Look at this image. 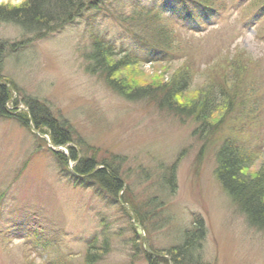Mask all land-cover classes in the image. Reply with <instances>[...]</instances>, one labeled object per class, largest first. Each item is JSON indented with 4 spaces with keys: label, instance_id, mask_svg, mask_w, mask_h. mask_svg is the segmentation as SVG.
I'll list each match as a JSON object with an SVG mask.
<instances>
[{
    "label": "rangeland",
    "instance_id": "rangeland-1",
    "mask_svg": "<svg viewBox=\"0 0 264 264\" xmlns=\"http://www.w3.org/2000/svg\"><path fill=\"white\" fill-rule=\"evenodd\" d=\"M26 1L0 0V8H20ZM155 1L175 8L178 29L172 28L168 40L156 32L170 16L157 11L152 20L143 22L134 17L136 4L131 0L117 1L123 5L121 19L97 18L91 25L93 14L81 16L38 40L0 23V43L7 44L10 52L1 70V84L11 97L6 110L27 115L25 105L33 102L73 139L63 147L52 146L46 128L36 131L32 122L26 128L21 119L0 118V193L21 210L32 206L47 216L55 248L34 253L17 240L3 242L0 264H55L59 255L66 257L63 264H86V260L149 264L144 252L153 257L159 253L167 263L198 220L205 234L193 260L264 264V232L247 226L214 174L216 146L237 131L234 118L243 109L236 107L225 115L216 106L210 118L212 130L197 135L193 121L159 108L166 93L159 87L182 68L190 71L191 81L175 98L181 105L194 101L206 82L221 83L222 75L239 69L243 84L252 76L260 85L256 95L264 114V40L255 31L264 18L248 27L233 9L219 13L224 0H204L210 10L200 7L187 19L191 13L185 8L188 17H184L180 2ZM187 21L201 26L191 34ZM92 31L116 35L117 45L132 49L143 61L117 69L120 56L105 55L102 62L93 59ZM13 45L17 46L11 52ZM152 46L167 51L154 52ZM69 149L85 161L93 160L96 170L103 165L117 170L128 189L121 204L111 202L96 181L87 178L76 184L66 176L54 155L67 157ZM259 150L243 173H258L264 164V145ZM74 165L67 160L66 169L72 171ZM133 219L145 228L132 224ZM100 229L105 233L99 237Z\"/></svg>",
    "mask_w": 264,
    "mask_h": 264
},
{
    "label": "trees",
    "instance_id": "trees-1",
    "mask_svg": "<svg viewBox=\"0 0 264 264\" xmlns=\"http://www.w3.org/2000/svg\"><path fill=\"white\" fill-rule=\"evenodd\" d=\"M118 0H27L25 4L20 8L7 9L0 8V23L12 25L13 27L20 28L25 31L27 35L33 36L38 40L45 37L46 34L51 32H57L62 27L70 25L76 20H79L82 16H89L93 14L95 20L91 21V25L95 23L97 18L105 19L106 21L113 22V20L121 19L118 14L122 9V4H117ZM136 6L134 7V17L145 22L152 20L156 12L163 9L162 5H157L153 0H131ZM181 1V0H180ZM202 1V2H201ZM182 0L181 5L186 11L191 13H185L187 19L194 17V12L199 11V8L209 9L204 0ZM239 1L241 0H224V4L219 11L224 13L227 10L235 9L239 7ZM248 4L240 9L239 19L247 18V16L264 15V0H248ZM226 3L227 8L224 7ZM167 10V8H166ZM166 10H164L166 12ZM210 10V9H209ZM164 12V13H165ZM186 18L182 19L184 21ZM186 25L190 28L192 33L193 28H200L197 23H191L187 21ZM90 25V27H92ZM176 20L173 17L165 19L164 27L158 28L156 36L168 40L171 36V30L176 27ZM192 27V29H191ZM178 29V28H177ZM260 37L264 39V27L258 33ZM89 38L91 39V45L95 50L93 59L104 61L105 55L120 56L118 62H116L117 69L126 68L128 65H136L142 61L135 52L129 49H123L117 45L116 35H100L98 33L90 32ZM27 45V44H26ZM163 45L168 49L169 46ZM17 46V45H16ZM12 46L10 51L16 48ZM7 44L0 43V118L9 119H21L20 124L28 128V123L32 122L33 128L36 131L46 128V133L49 135L52 146L63 147L66 144L73 142L72 137L68 131L58 126L54 119H50L43 110H40L33 102H28L26 108L28 113L23 115H13L12 112L6 110V105L11 100L10 90L1 84L2 76L1 70L3 68V62L8 54L9 50L6 49ZM158 47L152 46L153 50H157ZM161 49V48H158ZM164 50V51H167ZM162 50V49H161ZM101 59V60H100ZM101 61V62H102ZM230 64V63H229ZM231 65V64H230ZM239 69H236L234 73L224 74L221 77L222 82L208 81L203 86L199 94L194 98L195 100L189 104H179L175 100L178 95L186 90L189 85L190 71L187 68H182L178 73L170 78V83L160 86L159 88L166 92L163 95V100L159 105L168 113L177 116L178 118H188L194 122L195 128L193 132L195 134H205L212 125L210 124V118L216 110V106L222 108L226 114L232 113L236 107L243 109V112L236 115L234 118L239 124L237 131L232 130L227 138L221 139L219 145L216 146L214 151V160L216 168L214 174L217 181L223 188V190L229 195L233 204L237 206L239 213L244 216L245 223L248 227L254 228L259 232H264V164L260 167V170L255 175H247L243 173L244 169L249 166L252 159L261 146L264 145V114L261 113V103L257 94V90L260 85H257L255 78L251 76L249 83L243 84L246 80H242L240 75H237ZM244 72L242 69L240 70ZM230 84L229 88L227 85ZM156 88V87H155ZM157 87V89L159 90ZM250 88V89H249ZM249 89V90H248ZM257 96V97H255ZM49 131V132H48ZM68 156L62 157L59 154L54 155L57 163L68 174L71 181L78 183L81 179H89L96 181L101 185V190H104V194L111 198V202L121 204V196L124 194L126 185L123 178H121L117 170L111 168V166H105L95 169V163L93 160L82 159L78 157L77 152L73 149L68 150ZM67 160H71L75 163L72 171H68ZM79 185V184H78ZM6 195L0 193V245L5 241L12 239L14 235L26 237L24 245L28 248L38 251V247H42L47 250L50 245H45L43 238L39 237V233L47 226L44 215L39 214L32 206L30 208H22L15 203L6 201ZM9 199V198H8ZM123 203V202H122ZM21 208V209H20ZM132 214H136L133 206L130 205ZM135 223H140L143 226V222H139L136 219ZM192 232L186 233L185 242L172 251V257L169 256L171 264H200L197 260H193L195 253L199 252V246L202 244L204 237V229L200 220L193 225ZM131 227V232H134ZM101 231V229H100ZM47 233V232H46ZM105 231L96 233L99 237L104 235ZM135 233V232H134ZM48 234V233H47ZM23 238V239H24ZM40 238V239H39ZM38 240V241H37ZM98 237H94V244L97 243ZM50 242V240H49ZM48 242V244H49ZM54 247L50 248V251ZM145 253V260L149 264H160L163 262V257L157 253L155 257L152 254ZM61 264H63L66 257L59 255ZM55 263V264H60ZM169 262V263H170ZM164 264L166 262H163ZM86 264L89 263L86 260ZM167 264V263H166Z\"/></svg>",
    "mask_w": 264,
    "mask_h": 264
}]
</instances>
